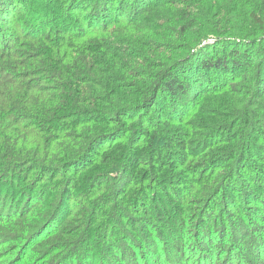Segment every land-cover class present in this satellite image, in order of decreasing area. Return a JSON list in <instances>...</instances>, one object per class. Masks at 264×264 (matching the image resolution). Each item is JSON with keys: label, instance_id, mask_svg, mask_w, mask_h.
<instances>
[{"label": "trees", "instance_id": "1", "mask_svg": "<svg viewBox=\"0 0 264 264\" xmlns=\"http://www.w3.org/2000/svg\"><path fill=\"white\" fill-rule=\"evenodd\" d=\"M0 264H264V0H0Z\"/></svg>", "mask_w": 264, "mask_h": 264}]
</instances>
